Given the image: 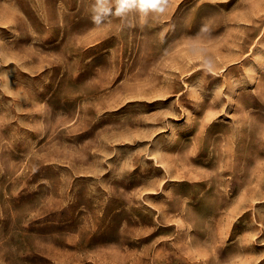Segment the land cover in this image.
Listing matches in <instances>:
<instances>
[{"label":"rangeland","instance_id":"obj_1","mask_svg":"<svg viewBox=\"0 0 264 264\" xmlns=\"http://www.w3.org/2000/svg\"><path fill=\"white\" fill-rule=\"evenodd\" d=\"M0 0V264H264V0Z\"/></svg>","mask_w":264,"mask_h":264},{"label":"clouds","instance_id":"obj_2","mask_svg":"<svg viewBox=\"0 0 264 264\" xmlns=\"http://www.w3.org/2000/svg\"><path fill=\"white\" fill-rule=\"evenodd\" d=\"M170 0H92V21L97 27L104 25L109 17L128 18L138 16L140 23L149 17L158 18L166 13Z\"/></svg>","mask_w":264,"mask_h":264}]
</instances>
